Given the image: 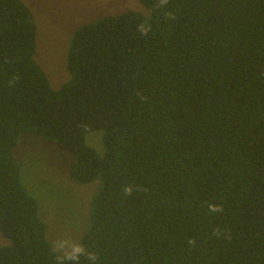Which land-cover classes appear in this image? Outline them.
<instances>
[{
  "label": "trees",
  "instance_id": "16d2710c",
  "mask_svg": "<svg viewBox=\"0 0 264 264\" xmlns=\"http://www.w3.org/2000/svg\"><path fill=\"white\" fill-rule=\"evenodd\" d=\"M139 1L73 30L54 89L31 10L0 0V264H264V0ZM99 129L103 156L85 142ZM24 132L99 179L80 243L95 261L47 239L13 155Z\"/></svg>",
  "mask_w": 264,
  "mask_h": 264
},
{
  "label": "rangeland",
  "instance_id": "374dc122",
  "mask_svg": "<svg viewBox=\"0 0 264 264\" xmlns=\"http://www.w3.org/2000/svg\"><path fill=\"white\" fill-rule=\"evenodd\" d=\"M36 23L34 59L56 89L70 74L67 55L73 30L81 23L102 15H117L128 10L147 14L139 0H22ZM103 130H94L85 142L103 156ZM21 166V181L38 203V213L46 224V237L52 247L69 256L90 230L92 196L100 181H73L68 170L72 155L61 146L33 133H22L13 149ZM0 233V246L8 244Z\"/></svg>",
  "mask_w": 264,
  "mask_h": 264
},
{
  "label": "clouds",
  "instance_id": "9594fccd",
  "mask_svg": "<svg viewBox=\"0 0 264 264\" xmlns=\"http://www.w3.org/2000/svg\"><path fill=\"white\" fill-rule=\"evenodd\" d=\"M162 2H166V0H162ZM131 190V187L126 188L127 192H131ZM209 208L212 212L222 211V205H209ZM82 255H86L90 261L96 260V254L93 252H88L82 244H75L72 246V250L68 256V259L78 261Z\"/></svg>",
  "mask_w": 264,
  "mask_h": 264
}]
</instances>
